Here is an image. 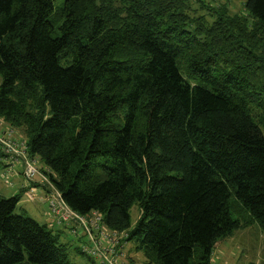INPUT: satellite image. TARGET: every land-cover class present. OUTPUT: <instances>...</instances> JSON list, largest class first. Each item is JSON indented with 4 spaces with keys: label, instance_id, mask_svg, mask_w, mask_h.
Returning <instances> with one entry per match:
<instances>
[{
    "label": "trees",
    "instance_id": "obj_1",
    "mask_svg": "<svg viewBox=\"0 0 264 264\" xmlns=\"http://www.w3.org/2000/svg\"><path fill=\"white\" fill-rule=\"evenodd\" d=\"M245 8L264 49V0ZM192 10L0 0V118L72 211L134 243L143 260L123 248L128 264H213L235 230L264 233L261 43L234 16ZM18 201L0 195V264H76Z\"/></svg>",
    "mask_w": 264,
    "mask_h": 264
},
{
    "label": "rangeland",
    "instance_id": "obj_2",
    "mask_svg": "<svg viewBox=\"0 0 264 264\" xmlns=\"http://www.w3.org/2000/svg\"><path fill=\"white\" fill-rule=\"evenodd\" d=\"M190 4L193 10L189 13L191 15H203L204 20L213 21L212 17L217 11L223 17H236V21H233L234 32H239V28H242L243 23L252 31H255L259 37V41L262 45L263 40L260 38L261 33L257 29L256 20L248 13L245 8V0H190ZM214 9V11H213ZM214 12V14H213ZM259 33H258V32ZM260 35V36H259ZM253 40V37L250 36ZM264 53V49L259 48ZM4 127L10 128L8 125ZM264 131V122L262 124ZM12 129V128H10ZM13 131H15L13 129ZM15 136L18 134L13 132ZM39 169H45L40 163ZM5 168L0 169V195L3 197H10L13 195H19V201L14 210L15 214H25L37 221L40 224L47 225L53 229L54 232H59L60 240L67 244L69 251V260L76 264H98V261L94 258H90L87 255L80 253V241L88 243L86 234L79 237L73 235L71 229L77 225L72 222L70 226H57L55 219L49 208V197L56 191L51 182L48 179V174H45L46 179L37 176V181L45 186L44 196L37 198L35 195L31 200L25 195V190H22V184L18 180H15L13 175L19 174L16 170L12 173H4ZM24 176V175H23ZM26 179V178H25ZM36 182H33V184ZM139 216L137 206L131 209V221L134 223ZM87 217H92L89 215ZM67 227H71L67 231ZM80 232V231H79ZM134 243L132 241L127 242L124 247V252L130 255L138 261L143 260V255L140 251H134ZM213 264H264V233L259 228V225L255 223L249 227H242L233 232L232 236L219 240L215 245L212 254Z\"/></svg>",
    "mask_w": 264,
    "mask_h": 264
},
{
    "label": "built area",
    "instance_id": "obj_3",
    "mask_svg": "<svg viewBox=\"0 0 264 264\" xmlns=\"http://www.w3.org/2000/svg\"><path fill=\"white\" fill-rule=\"evenodd\" d=\"M0 118V169L5 168L4 173H12L20 169V173L30 181H36V177L46 179L35 164V159L28 157L23 142H18L13 134V129L4 127ZM33 190L31 186L30 191ZM56 190V189H55ZM49 208L57 226H70L72 222L77 223L71 229L73 235L83 236L86 234L88 243L80 241V252L94 258L98 264H128L122 253L124 248L120 241L123 234L109 231L103 224L102 216L93 212L81 216L72 211L61 199L57 190L49 197ZM69 231V230H68ZM80 231V232H79Z\"/></svg>",
    "mask_w": 264,
    "mask_h": 264
},
{
    "label": "crops",
    "instance_id": "obj_4",
    "mask_svg": "<svg viewBox=\"0 0 264 264\" xmlns=\"http://www.w3.org/2000/svg\"><path fill=\"white\" fill-rule=\"evenodd\" d=\"M17 172L19 174L17 175H13L15 180H18L20 182V184L23 185V187L21 188L22 190H25V195L27 196V198H29L30 200L32 198L35 197V195H37V198L39 197H43L44 194V189L45 186L43 184H40L37 179L36 183L33 184V182L28 181L27 179H25V177L20 173V169L17 170ZM37 178V177H36ZM31 186L33 187V190L30 191ZM67 231L69 230L68 228H66Z\"/></svg>",
    "mask_w": 264,
    "mask_h": 264
}]
</instances>
